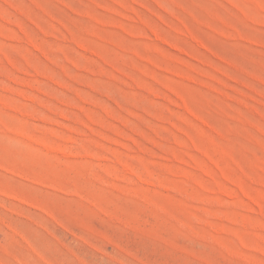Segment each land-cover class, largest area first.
<instances>
[{"label": "rangeland", "instance_id": "obj_1", "mask_svg": "<svg viewBox=\"0 0 264 264\" xmlns=\"http://www.w3.org/2000/svg\"><path fill=\"white\" fill-rule=\"evenodd\" d=\"M0 264H264V0H0Z\"/></svg>", "mask_w": 264, "mask_h": 264}]
</instances>
